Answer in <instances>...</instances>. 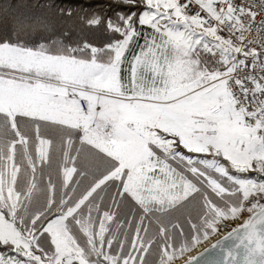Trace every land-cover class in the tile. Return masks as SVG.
I'll return each instance as SVG.
<instances>
[{
	"label": "snow or ice",
	"instance_id": "snow-or-ice-1",
	"mask_svg": "<svg viewBox=\"0 0 264 264\" xmlns=\"http://www.w3.org/2000/svg\"><path fill=\"white\" fill-rule=\"evenodd\" d=\"M41 125L103 175L21 181ZM221 229L186 264H264V0H3L0 264H175Z\"/></svg>",
	"mask_w": 264,
	"mask_h": 264
},
{
	"label": "trees",
	"instance_id": "trees-1",
	"mask_svg": "<svg viewBox=\"0 0 264 264\" xmlns=\"http://www.w3.org/2000/svg\"><path fill=\"white\" fill-rule=\"evenodd\" d=\"M13 2H16V0H13ZM21 2H24V0H21ZM27 2L31 3L32 0H27ZM67 2L75 4L82 2V0H67ZM0 3H3V0H0ZM21 132L29 138L26 149L28 155L30 156V159H25L24 147L19 145L17 146L16 163L19 165L18 172L21 181H27L32 175L41 177V173H44L48 175L56 184L57 192H59L62 181L61 169L73 167L74 164L77 169L75 179L79 180V186L76 188V191L79 193L90 183L102 176L108 167V164L103 156L99 153H93L94 159L98 161V163L90 170L84 169V151L81 150L78 153L77 145L73 143L71 139H66L65 135L60 131H51L47 125H41L40 135L51 140V144L48 145L46 155L47 163L44 164L43 159H39L37 155L38 144L33 132L24 127L21 128ZM32 166H36L35 173L32 171ZM82 169L87 171V175L81 176L80 170ZM40 182L43 183L42 178Z\"/></svg>",
	"mask_w": 264,
	"mask_h": 264
},
{
	"label": "rangeland",
	"instance_id": "rangeland-1",
	"mask_svg": "<svg viewBox=\"0 0 264 264\" xmlns=\"http://www.w3.org/2000/svg\"><path fill=\"white\" fill-rule=\"evenodd\" d=\"M38 147L39 148H41L42 149V152L43 153H46L47 154V144L45 143V144H41V145H38ZM37 147V148H38ZM128 152H129V155L131 156V155H134V149H128ZM39 158H43V156L41 155V156H38ZM236 223H240V221H236ZM233 225H229L228 227L230 228V227H232ZM225 234V233H227V229H221L218 233H216V234H213V235H211L207 240H205V241H202L198 246H196L192 251H189V252H187V253H185L184 254V256L183 257H181V258H178L177 260H176V262H175V264H180V263H182V262H184V261H187L188 259H190L191 258V255L195 252V251H197L198 249H200V248H205V247H207V246H210V245H212L214 242H215V240H217L216 238L217 237H222L221 236V234Z\"/></svg>",
	"mask_w": 264,
	"mask_h": 264
},
{
	"label": "water",
	"instance_id": "water-1",
	"mask_svg": "<svg viewBox=\"0 0 264 264\" xmlns=\"http://www.w3.org/2000/svg\"><path fill=\"white\" fill-rule=\"evenodd\" d=\"M225 235H227V233H225L222 237H219V238L215 241L214 244H216L217 242H219V241H220ZM211 246H212V245H211ZM211 246H207V247L201 249L198 253H196V255H198L199 253L203 252L204 250L210 248ZM196 255H194V256H196ZM180 264H186V261H184V262H182V263H180Z\"/></svg>",
	"mask_w": 264,
	"mask_h": 264
},
{
	"label": "bare ground",
	"instance_id": "bare-ground-1",
	"mask_svg": "<svg viewBox=\"0 0 264 264\" xmlns=\"http://www.w3.org/2000/svg\"><path fill=\"white\" fill-rule=\"evenodd\" d=\"M222 235H224V233L221 234V236H222ZM218 238H219V237H217L216 239H218ZM215 241H216V240H215ZM214 243H215V242H214ZM214 243H213V244H214ZM213 244H212V245H213ZM210 246H211V245H210ZM201 249H202V248H200V249H198L197 251H195V252L191 255V257H193L194 255H196V253H198Z\"/></svg>",
	"mask_w": 264,
	"mask_h": 264
},
{
	"label": "crops",
	"instance_id": "crops-1",
	"mask_svg": "<svg viewBox=\"0 0 264 264\" xmlns=\"http://www.w3.org/2000/svg\"><path fill=\"white\" fill-rule=\"evenodd\" d=\"M38 149V148H37ZM47 150H48V145H47ZM47 155V154H46ZM39 159H43V158H39Z\"/></svg>",
	"mask_w": 264,
	"mask_h": 264
},
{
	"label": "built area",
	"instance_id": "built-area-1",
	"mask_svg": "<svg viewBox=\"0 0 264 264\" xmlns=\"http://www.w3.org/2000/svg\"><path fill=\"white\" fill-rule=\"evenodd\" d=\"M238 224V223H237Z\"/></svg>",
	"mask_w": 264,
	"mask_h": 264
}]
</instances>
